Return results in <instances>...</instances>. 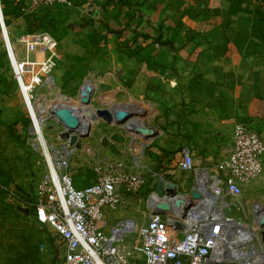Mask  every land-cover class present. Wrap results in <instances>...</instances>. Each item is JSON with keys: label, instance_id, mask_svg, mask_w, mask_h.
I'll return each instance as SVG.
<instances>
[{"label": "crops", "instance_id": "0c3cea01", "mask_svg": "<svg viewBox=\"0 0 264 264\" xmlns=\"http://www.w3.org/2000/svg\"><path fill=\"white\" fill-rule=\"evenodd\" d=\"M72 2L32 9L29 0H0L12 64L5 25L13 40L37 27L51 30L65 42V61L55 70L62 91L81 81L87 65L95 73L118 67L113 58L126 60L135 76L125 81L166 108L157 119L165 136L152 151L189 146L197 162L211 165L230 147L237 122L264 140V0ZM91 182L73 177L78 188ZM249 193L264 197V174L244 192Z\"/></svg>", "mask_w": 264, "mask_h": 264}, {"label": "rangeland", "instance_id": "374dc122", "mask_svg": "<svg viewBox=\"0 0 264 264\" xmlns=\"http://www.w3.org/2000/svg\"><path fill=\"white\" fill-rule=\"evenodd\" d=\"M179 1H192L193 3L201 1L212 3V5L219 2V0ZM5 26L15 59L19 61L27 59L35 64H31L34 70H31V67L21 68L25 76L23 86L17 79L18 75L14 73L13 66L15 70L16 67L14 62L13 66L11 65L0 26V264H61L63 249L59 238L51 228L36 221L33 215V202L38 177L45 169L46 162L48 166L52 165L55 149L60 150L63 145H69L74 149L69 159V167L72 178L74 177L76 180L90 181L93 179V165L102 157H109L110 162L120 164L127 181H134L135 174L141 175V181L145 182L144 185L124 195L117 209L108 215L111 222L120 217L133 216L140 225L146 223L149 201H147V196L154 181H159L152 171L159 172L165 180L176 181L181 192H189L194 179V167L182 168L181 155L177 159V152L182 147L172 151L161 149L160 152L149 149L165 136V131L158 124L157 119L165 115L166 108L155 103L150 94L146 97L140 96L142 91L139 87V91H137L136 86L133 87L125 81L129 76H132L131 80H134L135 76L129 72L130 70L125 64L126 60L121 61L119 58H113L110 61L117 63L118 67L95 71V73L92 72L94 67L92 70L90 65H87L88 68L81 81L72 90L62 91V88L57 84L55 70L59 64L65 61L63 56L65 42H61L51 30L38 31L39 27L22 32L16 37V40H13L7 25ZM41 32L51 35L55 40V46L52 50L44 53L38 51L27 54L24 39L27 35ZM46 59L51 62V68L44 74L40 71L41 65L38 63ZM33 74H38L41 80ZM85 83H89L93 89L89 96L82 97L81 93ZM101 84L108 85L109 89H102ZM63 104L67 107L83 106L87 108V114L80 115L75 123L65 128L55 115V112L58 111L56 109L61 108ZM122 104L133 106V113L125 116L123 122L111 121L108 123L96 115L98 109L114 108ZM53 109L55 110L53 111ZM132 117H135L138 124L141 120L144 128L152 131L151 135L134 134L133 130L127 129L126 125L129 123L125 124V122ZM232 127H234L233 123ZM29 128L34 132L31 145L42 148L37 151L45 158L46 162L43 161L39 153H32L28 149L30 147L29 140L33 138L28 134ZM65 131H68V135L70 132L76 131L77 142H70L69 139L63 138ZM113 133L124 137V143L110 140L119 152L109 155L110 150L102 144V140L104 137L109 139ZM184 135L189 137V134H185V132ZM189 138L187 140H190ZM194 149L197 151L195 147ZM192 153L197 162L198 155L194 151ZM37 159L40 161L39 164L36 162ZM200 165L210 166L204 162H201ZM246 194H244V198L242 196L241 200L244 212L238 201H226L231 205L225 207L223 211L227 218L221 214L217 219L222 223L225 235L212 237L205 243L207 247L214 244L217 250H226L229 253L228 256H234L235 261L240 264H256L255 261L260 262V258L264 264L262 258L264 244L261 242V238H264L261 234L264 232L257 230L264 223L261 224L258 221L254 225L253 220L250 221L244 216L247 213L251 216L254 211L258 212L264 209V197L260 194ZM260 205L262 208L257 209ZM222 217L225 219L221 220ZM248 222L249 228H246ZM234 232L238 234L236 235ZM174 236L178 241H182L185 237L181 234ZM250 236L256 239L255 241L258 243L256 246L253 245V242L251 244L248 241ZM238 237L245 241H241L242 239ZM209 249L210 253L214 251L212 248ZM209 258L208 256L204 260ZM183 262L190 264L191 259L185 257ZM137 264H141V262Z\"/></svg>", "mask_w": 264, "mask_h": 264}, {"label": "built area", "instance_id": "2783aa9c", "mask_svg": "<svg viewBox=\"0 0 264 264\" xmlns=\"http://www.w3.org/2000/svg\"><path fill=\"white\" fill-rule=\"evenodd\" d=\"M57 4L73 6L72 0H29V7L32 9ZM3 23L0 9L1 27ZM23 42L27 54L38 51L44 53L55 46L51 35L42 32L27 35ZM16 60L13 59V62L18 68L17 71L19 68L29 67L34 70L31 64L35 63L27 59ZM38 64L44 74L51 68L48 59ZM19 72L17 79L21 74L25 79L23 70L20 74ZM33 75L40 79L38 74ZM28 134L33 137L29 140L28 149L32 153L40 154L31 145L34 139L31 128ZM55 150L51 166H48L40 154L46 166L35 185L33 207L36 221L51 228L59 238L63 249L61 264H184L185 257H189L192 263L198 257L196 255L200 254L203 258L211 256L209 248L205 246L191 255L188 254L191 251L188 247L177 250L176 245L185 241V237L182 241H175L169 234L165 214H153L148 204L147 221L144 225H140L133 216L120 217L111 222L108 215L117 209L124 195L144 185L139 173L134 175V181H127L120 164L110 162L109 157H102L93 165V182L78 188L74 186L69 167V159L74 149L63 145L60 150ZM180 153L183 169L194 167V173L197 169L211 173L216 179L214 183L218 193H221L225 201H234V196L244 198V192L254 186L264 174V140L246 123L234 124L230 147L210 166H201L199 161L196 162L189 146H183ZM36 162L39 164V159ZM152 174L159 181H154L147 201L150 197L160 195L155 191L157 182H161L164 189L180 191L176 181H166L156 171H152ZM166 195L164 192L162 196ZM191 235L192 233L187 234L189 237Z\"/></svg>", "mask_w": 264, "mask_h": 264}, {"label": "bare ground", "instance_id": "6f19581e", "mask_svg": "<svg viewBox=\"0 0 264 264\" xmlns=\"http://www.w3.org/2000/svg\"><path fill=\"white\" fill-rule=\"evenodd\" d=\"M17 70L18 68H16L15 70L16 74H18L17 72L19 71L21 72L20 68L19 71ZM19 77L20 78H18V81L20 82V84L24 86V77L22 76V74ZM91 91L92 89L90 84L86 83L85 88L81 94L82 97L89 96ZM54 110L55 109H53V111ZM100 110H105L110 114L111 120L109 123H111V121L123 122L125 120L124 118L125 116H129L133 113V108L131 105L122 104L114 108L107 107L103 109H98L96 111V115L100 119H102L101 116L98 114V111ZM56 111L57 112H55V115L57 117L56 116L55 117L58 118L60 123L62 122V125L65 128L75 123L79 119L80 115L87 114V108L83 106L67 107L65 106V104H63L61 108H57ZM134 118L135 117H132L125 122V124H127V122L129 123V125H126V128L127 129L130 128L131 130H133L134 134L151 135L152 131L150 129L144 128L145 126H143L141 120H139L140 122L139 124L136 123L137 121ZM67 132L68 131H65V133ZM69 136L73 138L75 143L77 142V138L76 136H74L73 133L70 132ZM34 149L41 150L42 148L40 149V147L35 145ZM195 164L197 163L195 162ZM193 177L194 179L192 182V186L190 187L188 193L175 190L173 195L167 194L166 196H162V195H159L158 197L153 196L150 197L148 201L149 207L153 214H157V212H163L165 214L164 219L167 224V227L169 228L168 229L169 234L171 235L172 238L175 239V241H178L176 239V236H174L175 234L185 235V241L178 243L176 246H177V250L182 249L184 247L190 248L191 251L188 252V254L190 255L192 254V252H197L198 248H202L203 246L207 247V244L205 243L206 240H209L212 237H216V236L222 237L223 235H225L224 227L222 223L219 222L217 219L220 218L221 214H223V217L225 216L223 212L225 210V207L231 206L229 202L227 203L225 200L222 199L221 193H218L217 187L215 186L214 183L216 179L211 175L210 172H207L206 170L197 169ZM193 193H198L200 195L199 198H194L192 196ZM260 207L262 208V206L260 205L259 207H257V209L258 208L260 209ZM251 216L249 215L250 217L249 220L250 221L253 220L254 225L257 224L258 221L261 224L264 223V209L259 210L258 212L254 211L251 214ZM223 217L221 218V220L227 218L226 216L225 218ZM246 228H249V222ZM257 230L260 232H264V224L262 227H258ZM247 231H243V232H247ZM227 232H229V230ZM188 233L189 234L192 233V235L189 237L187 236ZM261 235L264 236V233H262ZM238 238L240 239L241 237ZM241 239H242L241 241L244 240L243 238ZM255 240L256 239L253 236L252 237L250 236V239H248V241L251 244L253 242V245L256 246V244L258 243H256ZM261 240L260 241L263 242L264 244V238H261ZM210 246L211 247L208 246V248H212L214 251L213 252L211 251V256L208 260H204L203 256L199 254L196 255L198 257H195L193 259V262L190 264H209V263L210 264H234V263L240 264L237 261H235L234 256L229 257L228 256L229 253L226 250L219 251L216 249L214 244H211ZM262 258L264 259V252H262ZM262 262H261V258H260V262L255 261L256 264H262Z\"/></svg>", "mask_w": 264, "mask_h": 264}, {"label": "water", "instance_id": "95a60500", "mask_svg": "<svg viewBox=\"0 0 264 264\" xmlns=\"http://www.w3.org/2000/svg\"><path fill=\"white\" fill-rule=\"evenodd\" d=\"M5 32H6V31H5ZM101 88H102V89H109L108 85H106V84H101ZM98 114L101 116V118H102L103 120L107 121L108 123L110 122V120H111V116H110V114H109L108 112H106L105 110H100V111H98ZM63 138H65V139L67 138V139H69L70 142H74L73 138H72L71 136H69L67 133H65V135H63ZM109 140L116 141V142H123V141H124V138H123L121 135L117 134V133H113V134L110 136L109 139H108L107 137H104L103 140H102V144H103L104 146H107V147L109 148V150H110L109 155H112V153H114V154H118V152H119L118 149H116L114 143H113V142H110ZM155 191H156L158 194H160V195H163L164 192H165L166 194L173 195L174 192H175V191H174L173 189H171V188H166V189H164V188L162 187V183H161V182H157V183H156V185H155ZM192 196H193L194 198H199L200 195H199L198 193H193ZM235 200L239 202V204H240V206H241V209H242V211L244 212V205H243L242 202H241L242 197H241V196H237V197H235ZM244 216H245L246 218L250 219L249 215L244 214Z\"/></svg>", "mask_w": 264, "mask_h": 264}, {"label": "trees", "instance_id": "16d2710c", "mask_svg": "<svg viewBox=\"0 0 264 264\" xmlns=\"http://www.w3.org/2000/svg\"><path fill=\"white\" fill-rule=\"evenodd\" d=\"M34 212H35V211H34V207H33V215H34Z\"/></svg>", "mask_w": 264, "mask_h": 264}]
</instances>
